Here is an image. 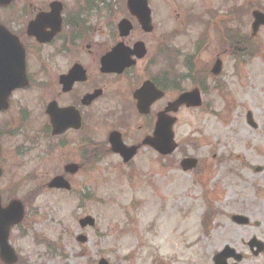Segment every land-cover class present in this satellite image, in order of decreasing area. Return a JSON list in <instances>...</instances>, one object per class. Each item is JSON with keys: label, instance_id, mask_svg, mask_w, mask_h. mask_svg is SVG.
Wrapping results in <instances>:
<instances>
[{"label": "rangeland", "instance_id": "rangeland-1", "mask_svg": "<svg viewBox=\"0 0 264 264\" xmlns=\"http://www.w3.org/2000/svg\"><path fill=\"white\" fill-rule=\"evenodd\" d=\"M232 2L243 6L247 0L151 1L158 29L181 32L172 42L181 59L196 53L197 65L209 69L217 55L222 60L220 75L206 81V110L186 109L178 115L174 132L179 148L171 166L146 149L130 169L107 154L94 169L70 177L71 192L48 189L46 183L62 173L61 163L70 158L42 156V117L33 100L28 135L39 139V144L22 165L6 168L0 176L3 205L12 198L24 202L29 195L24 224L10 231L9 243L18 255L15 264H97L100 258L109 264H155L173 255L175 247L191 245L204 247L207 256L216 247L237 246L248 257L243 264L261 263V258L250 257L244 245L252 237L264 242V31L260 54L237 61L224 52L216 24L209 30L206 47L196 52L194 43L202 26L180 23L189 9L197 15L225 12L234 6ZM113 4L115 22L123 0ZM258 4L264 8V0ZM243 16L237 29L248 34L250 18ZM247 111L256 129L247 124ZM89 124L87 131L96 128L97 139H103L106 125L99 120ZM187 137L197 139V146H186ZM182 153L201 159L200 176L181 170ZM3 156L8 162L21 161L9 153ZM219 158L226 160L220 164ZM255 167L262 171L255 173ZM236 213L248 215L250 224L230 223L228 215ZM84 216L92 217L95 225L80 229L78 220ZM81 233L87 237L85 243L77 241Z\"/></svg>", "mask_w": 264, "mask_h": 264}, {"label": "flooded vegetation", "instance_id": "flooded-vegetation-1", "mask_svg": "<svg viewBox=\"0 0 264 264\" xmlns=\"http://www.w3.org/2000/svg\"><path fill=\"white\" fill-rule=\"evenodd\" d=\"M151 1H148L152 25L149 32L142 28L137 17L129 14L124 5L119 20L127 19L130 24V30L124 38L119 36L117 21L114 22L113 19V5L109 0H12L10 5L0 6V26L11 37L14 58H24L26 77L30 83L29 87L13 92L11 109L9 108L5 113H9L8 116L13 123L10 130L17 131L18 134L6 133L7 129L3 128L0 115L2 172L12 166L19 167L25 162L24 160L8 162L3 153L12 154L18 159L15 154L19 155L27 146L34 147L20 132L25 125L24 122L30 119L29 104L38 94L42 102V151L47 158L52 155L70 158L61 163L62 169L67 163H75L80 155L83 140L90 145V151L94 153L98 149L101 153L109 152L107 138L111 132L119 133L126 146L138 148L137 157L142 149L154 153L148 147H140V143L152 134L157 114L183 92L196 88L200 94H203L206 81L209 79V67L186 62L178 63L181 57L171 53V49L172 42L182 34L178 30L164 33L158 29L155 21L157 15L155 16V8ZM55 2L59 4L55 8L58 22L56 17H53L46 25L38 28L30 27L36 16L40 13H49L51 4ZM232 3L234 6L230 11H225L226 15L222 17V21L237 28L242 21V6ZM250 3L252 6L251 9L249 8L250 12L243 18L249 17L251 25L252 12L258 10L264 14V8L258 5V0H250ZM195 12L192 13L189 9L180 23L182 25L188 23V26L195 27L202 26L200 27L202 38L206 40L202 44L204 49L210 30V11L202 12L204 20L203 15H197ZM170 19L172 20L171 17ZM263 31L264 27H260L255 35H251V30L248 34H243L236 29L233 44L237 56L241 55L240 51L248 52L249 45V51L252 52L251 45H259ZM119 43H122V50H125L131 60H135L136 44H141L145 54L120 74L101 72V59ZM165 56L172 62L167 72L155 73L157 64ZM188 58L191 61L196 60L197 55L183 57V59ZM146 82H150L153 93L155 90L163 92V97L152 102L148 113L138 114L133 95ZM95 92L98 93L97 96L87 101L86 96ZM50 105L59 109L69 108L72 114L81 118L82 129H67L62 134H53ZM186 109L190 108L181 106L174 114L177 120L179 113ZM93 120H99V124L106 125L105 140H100L102 142L98 143L96 128L87 131L90 127L89 123ZM134 121L139 123L135 126ZM69 146H73L76 150L68 148ZM116 157L118 158L117 155ZM118 160L121 162L119 158ZM129 165L131 162L127 164ZM237 214L248 217L244 213ZM244 246L252 259L261 258L260 264H264V245L254 246L252 249L247 243ZM175 249L173 255L157 259L155 264H216L217 256L221 264H243L248 259L242 250L233 245L216 247L208 256L202 246H180ZM259 250L260 252L255 254ZM225 251L226 255L221 256Z\"/></svg>", "mask_w": 264, "mask_h": 264}, {"label": "water", "instance_id": "water-1", "mask_svg": "<svg viewBox=\"0 0 264 264\" xmlns=\"http://www.w3.org/2000/svg\"><path fill=\"white\" fill-rule=\"evenodd\" d=\"M131 1L132 0H129V3ZM137 1H141V0H137ZM136 11L139 12L140 14L142 13L139 5L136 6ZM259 24L260 23L255 22L253 26L256 27ZM220 68H221V63L217 61L212 69V73L214 75L218 74L220 72ZM16 80L17 79L12 76L2 77L1 91H0V109L4 108L6 96L9 94L10 90L16 86L15 85ZM193 94L186 93L184 95H181L175 102L169 104L166 110L176 111L177 108L182 104H186L187 106L197 105L199 102L198 93L194 91ZM247 119L249 120V122L251 121L250 113L247 114ZM172 124H173V120H167L164 113L159 114L156 132L154 133V136L152 138L145 140V143H147L149 146H151L153 149H155L156 151H158L163 155L169 154L174 148V145L172 144V133H171ZM112 146H113L112 150L114 152L123 154L122 150L125 148L121 145V143L117 145L115 142H113ZM130 152L131 153L127 155L129 157L133 155V151ZM180 165L182 169L186 171L195 166V160L185 159L181 162ZM76 170H77L76 165H69V167H66L65 171L68 173H74ZM257 170L259 171L260 169ZM48 187L69 189V185L67 184V182L63 180L62 177L53 178L51 182L48 184ZM22 218H23V207L19 201L13 200L6 207H2L0 204V260L4 264H14L17 261V257L13 249L8 244V234L10 228L14 225L19 224L22 221ZM234 219L237 222H239L240 220V218H236V217H234ZM79 225L81 227H85L86 225L92 226L93 220L90 217H86L79 221ZM77 240L81 243H84L86 241V237L80 235L77 237ZM98 264H108V263L105 259H100L98 261ZM216 264H221V261L217 260Z\"/></svg>", "mask_w": 264, "mask_h": 264}]
</instances>
